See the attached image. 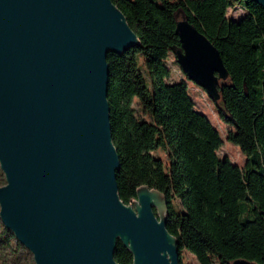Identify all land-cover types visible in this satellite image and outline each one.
Instances as JSON below:
<instances>
[{"label": "water", "instance_id": "obj_1", "mask_svg": "<svg viewBox=\"0 0 264 264\" xmlns=\"http://www.w3.org/2000/svg\"><path fill=\"white\" fill-rule=\"evenodd\" d=\"M175 19L176 62L217 104L221 55ZM139 45L111 0H0V222L34 264H118L117 242L132 264H179L166 197L145 185L130 204L118 195L106 56Z\"/></svg>", "mask_w": 264, "mask_h": 264}, {"label": "trees", "instance_id": "obj_2", "mask_svg": "<svg viewBox=\"0 0 264 264\" xmlns=\"http://www.w3.org/2000/svg\"><path fill=\"white\" fill-rule=\"evenodd\" d=\"M111 1L140 41L121 55L106 56L120 199L130 204L142 185L166 197V229L177 239L179 264H187L183 249L199 264L236 259L264 264L263 8L250 0ZM240 10L244 15L238 19L229 16ZM178 13L207 36L227 33L220 40L208 36L228 72L216 104L217 117L230 125L224 137L196 109L184 79L167 81L168 56L175 59L180 47ZM225 141L239 148L242 164L219 155ZM23 250L0 228V264H23ZM113 257L118 264H132L120 242Z\"/></svg>", "mask_w": 264, "mask_h": 264}, {"label": "rangeland", "instance_id": "obj_3", "mask_svg": "<svg viewBox=\"0 0 264 264\" xmlns=\"http://www.w3.org/2000/svg\"><path fill=\"white\" fill-rule=\"evenodd\" d=\"M243 12H244L243 10L242 11L241 10L236 11L234 13L231 12V13H229V16H232V14H233V16L236 19H238L239 17L244 15ZM207 34L210 37V39H212V40H220V39L227 36L226 31L224 32L222 30L217 31L216 33H207ZM167 65L171 69V74L167 78V81L168 82H174V81L184 79L188 84V90L190 93V97L193 100L196 109L198 111L202 112L203 114H205L210 119L211 123L219 129L222 137H224L225 133L230 128V125L228 123L220 120L217 117V114H216L217 106H216V104L208 97V95L206 94V92L203 89H201L197 84H195L194 82L189 80L186 77V75H184L180 66L175 61L173 55L168 56ZM148 85H149V87H152L151 83H148ZM218 153L220 156L227 155L228 157H230L232 159V161H234L238 164H242L244 162V159H245L244 155L241 153L239 148L236 145H233L227 141L224 142V145L220 148ZM3 183H5V179H4V175H3L2 171L0 170V184H3ZM0 228H4L1 222H0ZM20 256L23 259V262H22L23 264H34L33 259H32V255L28 252V250L26 248H24L22 253H20ZM181 257L184 260V262L187 264H199L196 261L195 257L190 252H188L186 249L182 250ZM214 264H217V263H214Z\"/></svg>", "mask_w": 264, "mask_h": 264}, {"label": "flooded vegetation", "instance_id": "obj_4", "mask_svg": "<svg viewBox=\"0 0 264 264\" xmlns=\"http://www.w3.org/2000/svg\"><path fill=\"white\" fill-rule=\"evenodd\" d=\"M155 211V210H154Z\"/></svg>", "mask_w": 264, "mask_h": 264}]
</instances>
